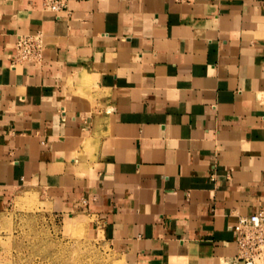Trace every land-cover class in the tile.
I'll list each match as a JSON object with an SVG mask.
<instances>
[{"label":"crops","instance_id":"crops-1","mask_svg":"<svg viewBox=\"0 0 264 264\" xmlns=\"http://www.w3.org/2000/svg\"><path fill=\"white\" fill-rule=\"evenodd\" d=\"M36 190L131 264H233L264 212V0H0V211Z\"/></svg>","mask_w":264,"mask_h":264},{"label":"rangeland","instance_id":"rangeland-1","mask_svg":"<svg viewBox=\"0 0 264 264\" xmlns=\"http://www.w3.org/2000/svg\"><path fill=\"white\" fill-rule=\"evenodd\" d=\"M78 222V223H77ZM0 264H131L83 210L59 214L41 191H23L0 211Z\"/></svg>","mask_w":264,"mask_h":264},{"label":"built area","instance_id":"built-area-1","mask_svg":"<svg viewBox=\"0 0 264 264\" xmlns=\"http://www.w3.org/2000/svg\"><path fill=\"white\" fill-rule=\"evenodd\" d=\"M68 0H42V9L57 14L66 10ZM180 4H192L195 0H173ZM44 37L41 33L19 35L14 43V55L11 67L18 64L37 62L44 49ZM233 227L236 233L237 255L233 264H264V212L249 216H238Z\"/></svg>","mask_w":264,"mask_h":264},{"label":"bare ground","instance_id":"bare-ground-1","mask_svg":"<svg viewBox=\"0 0 264 264\" xmlns=\"http://www.w3.org/2000/svg\"><path fill=\"white\" fill-rule=\"evenodd\" d=\"M78 223V222H77Z\"/></svg>","mask_w":264,"mask_h":264}]
</instances>
